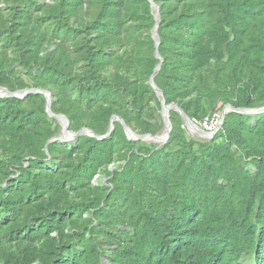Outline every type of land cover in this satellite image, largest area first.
Wrapping results in <instances>:
<instances>
[{"label":"trees","instance_id":"16d2710c","mask_svg":"<svg viewBox=\"0 0 264 264\" xmlns=\"http://www.w3.org/2000/svg\"><path fill=\"white\" fill-rule=\"evenodd\" d=\"M0 0V89L47 91L68 131L164 130L264 107V0ZM160 63V69L155 68ZM60 136L41 94L0 98V264H264V112L210 141Z\"/></svg>","mask_w":264,"mask_h":264},{"label":"water","instance_id":"95a60500","mask_svg":"<svg viewBox=\"0 0 264 264\" xmlns=\"http://www.w3.org/2000/svg\"><path fill=\"white\" fill-rule=\"evenodd\" d=\"M149 4H150V8L152 9V11L155 12L154 14V20H155V25L151 31V38L155 43V58L160 60V57L158 55L157 52V48H158V37H157V28H158V21H159V17H158V7L153 3V0H148ZM161 61V60H160ZM160 69V63L159 65L155 68V72H157ZM154 75H152L148 81V84L150 85V87L154 90L156 97L159 99L160 104H161V110H160V115L162 117L163 120V126H164V136H152V135H136L135 133H133L125 124L124 122L118 118V117H113L110 121V125H109V129L107 131V133L104 136H97L95 135L92 131H90L89 129H81L79 130L77 133H71L70 131H68V127H69V123L68 120L62 116V115H54L51 113L50 110V104H51V96L50 93L47 91H40V90H23V91H16L14 93H11L9 91H7L6 89L1 88L0 89V98H17V99H24L28 94H41L45 100H46V113L50 118H53L57 121V123L60 126L61 132H60V136L50 142H54V141H61V142H72L74 141L77 137L79 136H87V137H92L95 138L96 140H103L105 138H107L110 133L113 131V123L118 121L124 131V134L126 136V138L129 141H142L145 142L146 139H155V140H160V144L157 146V148L163 146L164 144L167 143L168 139H169V133L171 131V124H170V120H169V113L171 111L176 112L181 120L183 121V124L185 126V129L189 132V127H191L193 129V131H195V133L198 135L199 138H201L203 141H210L214 135L219 131V129L221 128L222 124H223V120L224 117L226 116V114L234 112L237 114H242V115H249V116H255V115H259L262 114L264 112V107L261 108H257V109H235L233 108L231 105H226L224 107V109L221 112V116H222V122L218 128V130L214 133L211 134H207L206 132H204L203 130H201L196 123L189 119L184 112L176 105L172 104V105H166L163 97H162V93L161 91H159L157 89V87L154 84ZM203 135V136H202Z\"/></svg>","mask_w":264,"mask_h":264},{"label":"built area","instance_id":"2783aa9c","mask_svg":"<svg viewBox=\"0 0 264 264\" xmlns=\"http://www.w3.org/2000/svg\"><path fill=\"white\" fill-rule=\"evenodd\" d=\"M222 122L221 112L213 114L211 117L206 118L202 123H200V129L207 134L214 133L218 130Z\"/></svg>","mask_w":264,"mask_h":264},{"label":"bare ground","instance_id":"6f19581e","mask_svg":"<svg viewBox=\"0 0 264 264\" xmlns=\"http://www.w3.org/2000/svg\"><path fill=\"white\" fill-rule=\"evenodd\" d=\"M189 132L190 134L192 135V137L198 139V140H202L201 138L198 137V135L195 133V131H193V129L191 127H189ZM165 134L164 130L163 132L161 133V137H163ZM203 136V135H202ZM145 143H148V144H156V145H159L160 144V140H155V139H146Z\"/></svg>","mask_w":264,"mask_h":264},{"label":"rangeland","instance_id":"374dc122","mask_svg":"<svg viewBox=\"0 0 264 264\" xmlns=\"http://www.w3.org/2000/svg\"><path fill=\"white\" fill-rule=\"evenodd\" d=\"M196 125H197L199 128H201V127L199 126L200 124H197V123H196ZM186 135H187L188 138H191V139H193V140H198V139L192 137V135H191L190 133H188L187 130H186ZM146 144H148V143H146ZM151 145H152V144H151ZM153 145H156V144H153Z\"/></svg>","mask_w":264,"mask_h":264}]
</instances>
